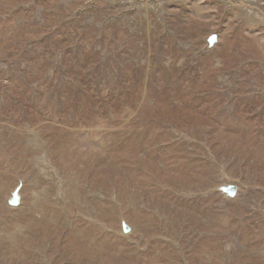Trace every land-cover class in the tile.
<instances>
[{"label":"rangeland","instance_id":"rangeland-1","mask_svg":"<svg viewBox=\"0 0 264 264\" xmlns=\"http://www.w3.org/2000/svg\"><path fill=\"white\" fill-rule=\"evenodd\" d=\"M0 264H264V0H0Z\"/></svg>","mask_w":264,"mask_h":264},{"label":"water","instance_id":"water-1","mask_svg":"<svg viewBox=\"0 0 264 264\" xmlns=\"http://www.w3.org/2000/svg\"><path fill=\"white\" fill-rule=\"evenodd\" d=\"M217 35L216 34H211L209 35V37L207 38V44H208V48L211 49L215 46V44H217ZM22 183H18V185L13 189V191L10 194V197L7 199V204L10 207H17L20 204L21 201V195H20V189H21ZM219 191L224 194L227 198H233L235 197L236 193H237V186L234 184H229L226 186H221L219 188ZM130 228L128 225H126L124 222H122V231L124 233L129 232Z\"/></svg>","mask_w":264,"mask_h":264},{"label":"trees","instance_id":"trees-1","mask_svg":"<svg viewBox=\"0 0 264 264\" xmlns=\"http://www.w3.org/2000/svg\"><path fill=\"white\" fill-rule=\"evenodd\" d=\"M86 59H92V56H89V57H87ZM127 116H128V114H127V115H125V117H124L123 119H126V118H127ZM114 118H116V117L114 116ZM123 119H122V120H123ZM122 120H121V121H122Z\"/></svg>","mask_w":264,"mask_h":264}]
</instances>
